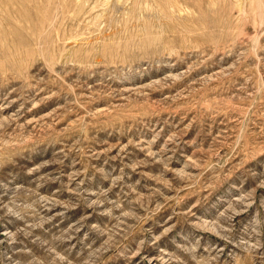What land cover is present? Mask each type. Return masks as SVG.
Instances as JSON below:
<instances>
[{"label":"rangeland","instance_id":"374dc122","mask_svg":"<svg viewBox=\"0 0 264 264\" xmlns=\"http://www.w3.org/2000/svg\"><path fill=\"white\" fill-rule=\"evenodd\" d=\"M0 264H264V0H0Z\"/></svg>","mask_w":264,"mask_h":264}]
</instances>
